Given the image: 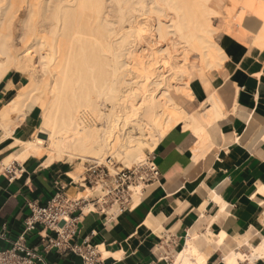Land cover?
Returning <instances> with one entry per match:
<instances>
[{
  "label": "bare ground",
  "instance_id": "6f19581e",
  "mask_svg": "<svg viewBox=\"0 0 264 264\" xmlns=\"http://www.w3.org/2000/svg\"><path fill=\"white\" fill-rule=\"evenodd\" d=\"M239 41L264 48V0H0V82L14 70L9 86L17 89L0 109L1 129L6 136L26 114H39L36 133L46 138L15 139L20 160L122 153L127 164L140 161L144 142L153 148L172 126L219 120L224 103L211 71ZM21 75L26 84L14 81ZM69 176L80 179L78 171ZM224 236L190 233L175 264H205L203 246L222 249L224 264L264 253V236L256 244L250 233L237 236L230 249Z\"/></svg>",
  "mask_w": 264,
  "mask_h": 264
},
{
  "label": "crops",
  "instance_id": "0c3cea01",
  "mask_svg": "<svg viewBox=\"0 0 264 264\" xmlns=\"http://www.w3.org/2000/svg\"><path fill=\"white\" fill-rule=\"evenodd\" d=\"M250 47L234 44L224 69L212 80L224 103L219 120L201 130L181 125L168 129L151 151L157 178L132 196L128 208H111L104 215L89 204L74 213L78 222L72 242L96 245L97 264H175L190 233L223 232L225 249L233 247L237 236L250 233L252 244L257 235L264 236V48ZM7 74L0 82V109L16 94V87L9 86L14 74ZM204 96L194 100L198 103ZM35 118V113L26 114L6 136L0 125V249L9 248L23 230L30 202L44 205L60 188L68 196L83 191L65 162L17 158L20 146L15 142L30 140ZM7 165L14 168L12 180L4 172ZM26 244L43 253L47 264L81 263L68 251L44 252L35 231L26 235ZM201 250L205 264H224L222 249ZM262 256L238 264H264Z\"/></svg>",
  "mask_w": 264,
  "mask_h": 264
},
{
  "label": "built area",
  "instance_id": "2783aa9c",
  "mask_svg": "<svg viewBox=\"0 0 264 264\" xmlns=\"http://www.w3.org/2000/svg\"><path fill=\"white\" fill-rule=\"evenodd\" d=\"M3 169L9 175L8 179L12 180L15 176L14 168L7 165ZM88 172V176L83 178V184L91 183L93 177L95 188L100 195L89 201V198H72L60 188L44 205L30 202L23 230L9 248L0 249V264H47L43 253L26 244V235L34 231L44 242V252L55 248L78 256L81 259L80 264H97L96 245L86 240L81 243L72 242L78 222V215L74 213L77 210L81 213V208L89 204L93 209L98 208L104 215H109V210L113 207L115 211L121 212L131 204L132 188L141 186V191L158 176L151 152L145 161L130 168H121L111 173L107 167L100 168L92 164Z\"/></svg>",
  "mask_w": 264,
  "mask_h": 264
},
{
  "label": "rangeland",
  "instance_id": "374dc122",
  "mask_svg": "<svg viewBox=\"0 0 264 264\" xmlns=\"http://www.w3.org/2000/svg\"><path fill=\"white\" fill-rule=\"evenodd\" d=\"M239 13H241V11L239 10V12H238V14ZM238 29H241L240 27H237L236 28V31H238ZM241 32H242V30H241ZM242 42V41H241ZM226 59V58H225ZM224 59V60H225ZM224 63V62H223ZM224 68H223V64H222V66L221 67H219V68H217L216 70H212L211 71V76L214 78L216 75H218V74H220L221 72H222V70H223ZM11 74H14L15 75V73H14V70H10L9 72H8V74L7 75H11ZM20 79H21V84H26V82H27V80H24L23 79V76L21 75L20 76ZM213 80V79H212ZM211 84H213V86H215L216 85V83L213 81ZM17 92V89L15 90V93ZM197 104L198 103H196V101L194 100V97H192L191 98V100H190V105H189V107H188V111H190V110H193L196 106H197ZM37 107H39L38 105H37ZM195 110V109H194ZM13 117V116H12ZM184 124V125H183ZM177 125H183V126H185L186 124L185 123H179V124H177ZM39 126H40V116H39V114H37L36 113V118H35V126H34V129H33V131H32V134L34 133L35 135H32L31 134V136H30V140H33V139H35L37 136H40V137H42V138H46V136L44 135V134H42V133H39V134H37L38 133V131L40 130L39 129ZM186 127V126H185ZM39 129V130H38ZM35 130V131H34ZM146 132L147 133H153V134H156L157 132L155 131V129H150L151 130V132H149L148 131V128H146ZM155 131V132H154ZM37 132V133H36ZM35 137V138H34ZM46 146H47V144H45ZM146 145V146H145ZM152 144L148 141V139H147V141L146 142H144V144H143V146H142V157H141V159H140V161L138 160V161H135V162H131V163H129V164H127V163H125V161H124V159L122 158L123 157V155H122V153L120 154V157H117L116 155L114 156L113 154H111V153H108V154H110V155H108V154H106V155H104L105 157H103L102 159H100V160H95V159H92V158H89V157H80V158H77V159H73V160H71V161H64V160H55V161H59V162H65L66 164H68L71 168H73V170L74 171H78L79 172V174H80V176H79V178L80 179H78V181H77V183H78V185L79 184H82V186H80L81 188H82V190H90L91 191V193H93V196H90V197H88L89 198V201H92V199H94L95 198V196H98V195H100L99 193L100 192H97V190H96V188H95V180H93L94 178L92 177L91 178V180H92V182L91 183H86L85 185L83 184L84 182H83V178L84 177H87L88 176V174H89V172H88V169H89V166L90 165H92V164H96V165H98L100 168H103V167H107L108 169H109V171L111 172V173H113L114 171H117V170H120L121 168H130V167H132V166H134V165H136V164H138V163H140V162H142V161H145L146 159H147V156H148V154L152 151V146H151ZM45 146V147H46ZM119 151H123V148H119ZM119 159V160H118ZM93 187V188H92ZM141 186H138L137 188H134L136 191L138 190L139 191V188H140ZM92 188V189H91ZM133 190V189H132ZM89 195H90V193H88ZM87 194V195H88ZM80 195L79 194H76V195H74V196H70V197H72V198H77V197H79ZM90 208H92V206L90 205L89 206ZM113 210H114V207H113Z\"/></svg>",
  "mask_w": 264,
  "mask_h": 264
}]
</instances>
